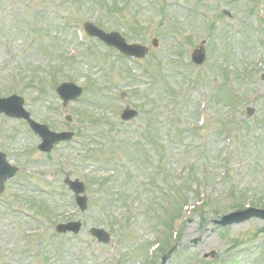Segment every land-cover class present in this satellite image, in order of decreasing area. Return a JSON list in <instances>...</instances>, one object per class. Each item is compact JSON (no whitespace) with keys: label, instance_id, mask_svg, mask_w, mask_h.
Returning a JSON list of instances; mask_svg holds the SVG:
<instances>
[{"label":"rangeland","instance_id":"obj_1","mask_svg":"<svg viewBox=\"0 0 264 264\" xmlns=\"http://www.w3.org/2000/svg\"><path fill=\"white\" fill-rule=\"evenodd\" d=\"M92 26L149 53L135 65ZM258 34L264 0H0V97L12 91L36 121L75 133L44 154L26 122L0 115V151L19 168L0 198V264H161L169 251L165 264H264L260 213L215 224L264 211ZM202 41L208 59L196 67ZM65 78L83 88L66 108L54 87ZM128 108L140 115L124 122ZM67 176L87 186L85 213ZM72 219L80 234H58Z\"/></svg>","mask_w":264,"mask_h":264},{"label":"water","instance_id":"obj_2","mask_svg":"<svg viewBox=\"0 0 264 264\" xmlns=\"http://www.w3.org/2000/svg\"><path fill=\"white\" fill-rule=\"evenodd\" d=\"M144 51H146L145 49H143ZM65 86L60 90V92H61V94H62V96L65 98V101L66 100H68V98L66 97V95H65ZM78 95V94H77ZM12 100V102H15V111H14V113L13 112H8V115H10V116H16V117H19V118H21V117H24V118H26L27 120H29V116L28 115H26V114H24L23 113V110H22V103H23V100L22 99H16V98H12L11 99ZM10 103V102H9ZM0 110H2V108H0ZM134 113H131L130 114V116L128 117V118H132V117H134V115H133ZM29 122H30V124H31V126L34 128V129H36V130H40L41 128L38 126V125H36L35 123H33L32 121H30L29 120ZM43 136L46 138V137H48L50 140H52L51 141V145H50V147L47 149V150H51V147H52V145L54 144V143H57V142H59V140H60V138H58V135H53V134H49L48 132H45V133H43ZM44 149V148H43ZM4 158V157H3ZM5 160V159H4ZM14 174H15V170L14 169H12V171L10 170V168L5 164V162L4 161H0V193L2 192V190H3V184H4V182L8 179V178H11L12 176H14ZM251 215V214H250ZM260 215H261V217L262 218H264V213H260ZM251 216H247V217H245L244 219L242 218V221H244V220H247V219H249ZM226 219V218H225ZM233 222V221H232ZM237 222V221H236ZM228 224L229 222H225L224 223V220L222 221V222H220V224ZM238 223V222H237ZM69 229H74V227H71V228H69ZM60 230H62V231H65V230H68V228H66V227H63V228H61ZM75 231H77V230H75ZM92 234L94 235V236H97L99 239H100V241H103V242H108L109 241V236L104 232V231H102V230H92ZM166 261V259L164 260V262Z\"/></svg>","mask_w":264,"mask_h":264}]
</instances>
